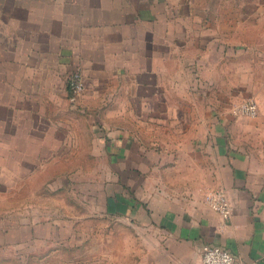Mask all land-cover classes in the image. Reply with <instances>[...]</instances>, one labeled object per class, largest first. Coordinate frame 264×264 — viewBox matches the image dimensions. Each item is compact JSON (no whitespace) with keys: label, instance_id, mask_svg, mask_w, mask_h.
Here are the masks:
<instances>
[{"label":"rangeland","instance_id":"374dc122","mask_svg":"<svg viewBox=\"0 0 264 264\" xmlns=\"http://www.w3.org/2000/svg\"><path fill=\"white\" fill-rule=\"evenodd\" d=\"M117 1L154 32L147 57L140 63L124 44L85 71L28 66L19 33L30 27L0 0V264H142V238L102 210L118 152L109 134L130 130L151 145L185 137L207 96L224 90L216 39L264 49V0ZM75 70L86 77L79 94L68 86ZM243 99L226 107L234 113Z\"/></svg>","mask_w":264,"mask_h":264},{"label":"crops","instance_id":"0c3cea01","mask_svg":"<svg viewBox=\"0 0 264 264\" xmlns=\"http://www.w3.org/2000/svg\"><path fill=\"white\" fill-rule=\"evenodd\" d=\"M10 4L14 20L30 27L27 34L19 33L27 45L28 66L94 69L101 55L110 59L124 44L141 63L149 38L152 43L154 32L136 12H126L130 5L125 1ZM113 38L120 48H111ZM216 40L224 90L219 99L207 96L209 108L193 113L198 118L191 132L175 142L160 138L152 145L145 136L130 137V130L122 135L115 129L108 136L118 152L108 156L102 210L109 221L142 238V264L197 263L205 244L223 246L248 264H264V49L246 39ZM247 97L259 106L254 116L235 115L226 107ZM215 189L230 199L233 212L228 219L207 202V193Z\"/></svg>","mask_w":264,"mask_h":264},{"label":"built area","instance_id":"2783aa9c","mask_svg":"<svg viewBox=\"0 0 264 264\" xmlns=\"http://www.w3.org/2000/svg\"><path fill=\"white\" fill-rule=\"evenodd\" d=\"M68 86L72 94H79L84 90L85 82L82 73L75 70L70 74ZM233 112L238 115L254 116L259 111V106L255 99L246 98L236 103L232 107ZM207 202L211 209L216 211L221 217L228 219L231 217L233 207L227 194L222 189H215L207 193ZM177 264H248L227 248L215 245L205 244L201 248L200 261L189 263L181 261Z\"/></svg>","mask_w":264,"mask_h":264}]
</instances>
